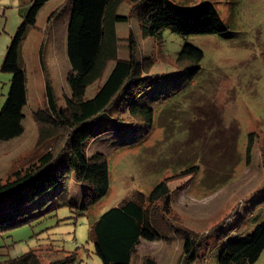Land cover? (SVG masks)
Returning <instances> with one entry per match:
<instances>
[{
    "label": "rangeland",
    "instance_id": "374dc122",
    "mask_svg": "<svg viewBox=\"0 0 264 264\" xmlns=\"http://www.w3.org/2000/svg\"><path fill=\"white\" fill-rule=\"evenodd\" d=\"M171 1L184 7L212 2L226 32L180 36L163 29L158 37L145 38L137 18L144 3L122 2L117 13L127 16V21L116 25L117 57H129L130 40L137 59L154 57L150 77L143 88L132 93L139 106L153 111L151 124L128 122L125 97L113 105L112 118L91 122L88 127L94 136L86 152L89 156L101 153L107 158L108 193L87 207L80 186L72 180L66 200H48L56 196L60 186L44 198H37L21 209L25 223L0 232V258L13 259L35 250L43 264L55 259L62 262L53 264H102L89 239L91 225L131 193L147 195L166 177L172 179L168 182L169 224H155L161 230L160 239L142 240L131 264H143L145 258L153 259L155 264H181L184 239L170 229L173 224L193 231L194 242L201 240L202 246H210L205 256L197 258V264H218L226 227L243 218L238 232L244 233L262 215L263 204L257 202L264 197V0ZM29 3L30 0H0V66ZM70 8V0L47 1L19 49L27 90L24 131L0 141L2 179L10 169L18 167L22 155L31 154L40 128L53 130L52 123L36 119V113L47 108L46 80L53 88L58 108L70 97L65 48ZM184 43L203 53L198 64L200 72L191 80L185 71L189 63L176 60ZM111 66L112 62L108 69ZM11 77L12 73L0 70V109ZM101 82L92 84L86 96L91 97ZM40 146L37 150L43 149ZM192 166L197 169L192 174L185 173ZM55 168L59 170L60 166ZM160 208L157 205V212H161ZM250 209L253 211L245 213ZM248 213H252L251 217ZM217 223L221 227L214 230ZM50 251L52 258L46 260L45 252ZM254 264H264V250Z\"/></svg>",
    "mask_w": 264,
    "mask_h": 264
},
{
    "label": "trees",
    "instance_id": "16d2710c",
    "mask_svg": "<svg viewBox=\"0 0 264 264\" xmlns=\"http://www.w3.org/2000/svg\"><path fill=\"white\" fill-rule=\"evenodd\" d=\"M47 1L30 0L28 10L22 16L3 56L0 70L12 73V77L9 92L0 109V141L13 139L24 131L22 120L23 108L27 104V90L25 71L19 61V49ZM124 1L144 3L145 8L137 18L145 38H156L163 29L180 36L224 34L227 30L212 2L203 1L197 6L184 7L171 0H70L65 41L70 68L66 83L70 97H66L65 105L58 108L53 88L46 80L44 94L47 108L36 113V119L52 123L53 130L49 132L40 128V135L31 154L22 155L18 167L10 169L5 179L0 178V232L25 223L27 220L21 209L56 185L60 188L55 199L66 200L70 183L74 180L80 186L81 197L87 207L93 206L108 193L110 178L107 158L101 153L89 156L86 152L87 144L94 136L88 126L100 118H112V107L121 97L128 99V122L132 124L136 121L150 126L153 111L139 106L132 98V93L150 77L148 75L154 65V57L137 59L132 40L129 44V57H117L116 25L127 21V16L119 15L117 10ZM202 57V51L188 43H184L178 51L176 60L190 65L185 70L189 80L200 72L198 64ZM111 62L112 66L108 69ZM99 80H102L99 87L91 97H87V89ZM115 121L119 120L115 118ZM38 146L43 149L37 150ZM57 166H60L59 170H55ZM196 169L197 166L189 167L185 173L192 174ZM170 180L164 178L147 195L138 191L131 193L91 225L89 239L102 264H131L142 240L151 242L160 239L161 230L158 231L155 224H169ZM257 203L264 207V197ZM159 204L161 212H157ZM258 205L252 209L258 208ZM253 210H246L245 213ZM233 221H228L227 225ZM242 222L243 218L226 227L227 233L224 232V240L220 244L218 264H254L264 250V209L250 230L239 233ZM217 224L214 230L221 227L220 223ZM170 229L184 239L181 264H197V258L205 256L210 246H202L201 240L194 242V233L188 228L173 224ZM233 231L235 233L230 235ZM45 254L46 260L52 258L49 256L52 255L51 251ZM55 262L62 261L49 260L47 264ZM0 264L43 262L35 250H29L13 259L0 258ZM143 264H155V261L145 258Z\"/></svg>",
    "mask_w": 264,
    "mask_h": 264
},
{
    "label": "crops",
    "instance_id": "0c3cea01",
    "mask_svg": "<svg viewBox=\"0 0 264 264\" xmlns=\"http://www.w3.org/2000/svg\"><path fill=\"white\" fill-rule=\"evenodd\" d=\"M141 58H144V57H141ZM141 58H139V59H141ZM76 183V182H75ZM56 187H58V185H56L54 188H52L50 191H53L54 189H56ZM50 191L49 192H47V193H45V194H43L42 196H41V198L43 197L44 198V196H47L49 193H50ZM52 198H49L48 200H54L55 199V197H53V196H51Z\"/></svg>",
    "mask_w": 264,
    "mask_h": 264
}]
</instances>
